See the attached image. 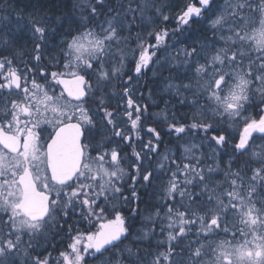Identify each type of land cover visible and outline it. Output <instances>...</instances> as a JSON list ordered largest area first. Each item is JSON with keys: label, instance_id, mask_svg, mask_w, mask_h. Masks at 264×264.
<instances>
[{"label": "snow or ice", "instance_id": "6c2138e0", "mask_svg": "<svg viewBox=\"0 0 264 264\" xmlns=\"http://www.w3.org/2000/svg\"><path fill=\"white\" fill-rule=\"evenodd\" d=\"M0 264H264V0H0Z\"/></svg>", "mask_w": 264, "mask_h": 264}, {"label": "trees", "instance_id": "16d2710c", "mask_svg": "<svg viewBox=\"0 0 264 264\" xmlns=\"http://www.w3.org/2000/svg\"><path fill=\"white\" fill-rule=\"evenodd\" d=\"M14 2H15L16 4H18V5H23L24 3H26V0H14ZM173 21H174V19H173ZM173 21H172V22H173ZM172 22H171V23H172ZM174 23H175V22H173L172 24L174 25ZM195 39H196V34L194 33V34L192 35V37L190 38L189 41L192 42V41H194ZM163 75L167 76V75H168V72H163ZM160 107H163V104H161ZM153 109H154V112H155V111H158V109H156V108H153ZM179 111L182 112L183 109H179Z\"/></svg>", "mask_w": 264, "mask_h": 264}, {"label": "rangeland", "instance_id": "374dc122", "mask_svg": "<svg viewBox=\"0 0 264 264\" xmlns=\"http://www.w3.org/2000/svg\"><path fill=\"white\" fill-rule=\"evenodd\" d=\"M173 22H175V20H174ZM173 22H172V23H173ZM172 23L169 24V27H172V26H173ZM174 24H175V23H174ZM189 43H191V41H189ZM165 72H167V71H165ZM148 76H149V77H153V73H152V72H149V73H148ZM153 78H154V77H153ZM241 127H242V126H241ZM234 134H235L236 137L238 138L239 130H237ZM129 151H130V150H129Z\"/></svg>", "mask_w": 264, "mask_h": 264}, {"label": "bare ground", "instance_id": "6f19581e", "mask_svg": "<svg viewBox=\"0 0 264 264\" xmlns=\"http://www.w3.org/2000/svg\"><path fill=\"white\" fill-rule=\"evenodd\" d=\"M165 71H166V70H165ZM165 71H164V72H165ZM164 76H165V75H164ZM151 111H153V112H154V109H151Z\"/></svg>", "mask_w": 264, "mask_h": 264}]
</instances>
